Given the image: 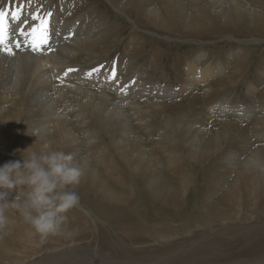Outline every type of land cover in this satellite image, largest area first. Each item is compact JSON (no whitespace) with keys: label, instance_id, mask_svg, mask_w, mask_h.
Segmentation results:
<instances>
[{"label":"bare ground","instance_id":"obj_1","mask_svg":"<svg viewBox=\"0 0 264 264\" xmlns=\"http://www.w3.org/2000/svg\"><path fill=\"white\" fill-rule=\"evenodd\" d=\"M157 1L126 0L124 4H118L124 12L119 8L117 10L137 28L138 21L156 27L162 31L160 36L166 40H178V37H171L172 34L178 35L184 29L201 37L209 35L211 31L206 32V25H211L216 19L224 28L243 18L256 33L264 31L257 26H264V12L253 10L246 0H193L194 6L190 9L182 0H161L159 5ZM36 6L37 0H27L26 3L19 0L14 9L16 11L17 7L21 8V21L12 19L11 12H14V9L9 4L2 9L9 13L7 44L14 54H7L0 46V151L8 153L15 137L17 140L14 148L19 153V160L20 152L33 143V148L38 152L50 149L64 150L72 154L74 161L78 160L84 168L85 175L78 186L91 187L95 192L102 193L103 197L111 199L116 206H123L121 211L126 210L128 197L117 191L110 182L114 180L115 183H122V173L117 167V161L122 160V163L129 164L135 176L140 177L147 172L154 175L150 180H146L153 198L150 207L161 217L157 221H149L145 215L138 217L141 214H137V218L125 214V221H113V229L109 225H99L100 218L79 205L77 208L89 217V221L83 226L70 224L60 234L49 236L43 243H39L38 238L29 239L26 233L27 236L21 241L22 248L19 249L20 247L3 244L0 236V264H264V153L263 147H252L245 135L250 128L256 132L254 134L259 132L258 136H264V103H249L251 106H243L232 105L223 100L207 105L209 110L218 113L212 114L206 111L201 100L203 96L210 97L219 88L235 83L245 70V56H236L231 52L225 61L204 62L202 66L201 62L207 57L205 52L202 51L189 59L186 57V63L182 62L185 70L183 82L180 81L181 84L175 88L166 86L165 83V86L148 85L140 81L141 74L138 72L141 69L136 73L132 71L133 80L122 84L117 82L120 64L109 71L99 67V72H92L80 66L73 69L74 71H69V62L75 55L99 54L98 52L109 44L106 27L100 26L96 33L95 27L101 24L99 21L90 20L86 23L80 16L67 22V4L60 12L52 13L50 17L42 15V18L49 20L48 37L53 34L57 44L52 47L50 40L49 45H42L41 50L34 51L30 45L33 39L31 30L25 29L27 25H33L34 21L29 22L28 19L38 14ZM24 20L28 23H22ZM22 30L28 35H22ZM227 38L240 40L231 35H227ZM263 39L260 36L250 38L255 43ZM17 44L20 45L19 48L16 47ZM27 48L32 49L31 52H28ZM228 68L230 71L225 73ZM257 69L260 72L261 69ZM89 72H92L91 76L87 75ZM113 73L114 79L111 78ZM263 75L264 68L261 71V76ZM67 76L74 77L75 84L61 83L63 80L57 85L53 82V79ZM217 76L220 77L210 82ZM202 83L207 84L203 88V96L196 91L199 89L198 84ZM90 86L99 87L100 92L88 89ZM253 87L249 91L255 92L256 87ZM110 92L115 93L117 98L111 96ZM185 92H188L187 97L184 99L182 96L179 104L174 106L177 110L174 116L170 114L171 105L162 102V99L153 101L147 96L148 99L142 98L145 93L174 97ZM140 97L143 101L136 100ZM258 110L260 113L257 115ZM228 115H234L240 120H246L252 115L257 117L250 126L246 125L245 130L239 119L236 121ZM24 117L29 121L23 124L21 121ZM153 117L163 118L165 131H161L162 135L167 131L174 135L173 141L158 137L154 144L161 150H166L178 141L182 143L194 164H199L207 156L218 154L227 140H237L239 147L248 146V153L240 150L227 155V167L234 169L235 173L231 185L221 188L225 198L223 203L207 202L210 199L204 198L195 213L192 210V202L189 203L186 199L190 187L186 184H192L191 180L181 183V191L175 187H161L167 182V178L157 177L160 161L156 153L144 155L146 148L143 136L133 129V123L137 122L141 128L147 129V135H151V132L155 131L154 125L151 124ZM212 121L214 128L210 133L206 126ZM73 123L78 129L73 128ZM103 133L108 135L110 147L117 153L118 158L108 153L109 145L104 142ZM84 151L90 154L86 152L85 155ZM180 156L181 153H178L169 159L166 167L178 170ZM244 185L249 189L246 192L243 191ZM129 189L132 193L133 187L130 188L129 185ZM171 192L175 195L174 199H170ZM177 193L182 201H178ZM164 207L173 216L168 213L169 216L163 218L159 212ZM14 219L15 223L10 224L11 229L23 228L29 231V226L22 218L16 215ZM138 235L140 236L136 237ZM13 240L15 244L18 241L17 238ZM133 242L141 243V246L134 247ZM234 249L236 252L232 251Z\"/></svg>","mask_w":264,"mask_h":264},{"label":"rangeland","instance_id":"obj_2","mask_svg":"<svg viewBox=\"0 0 264 264\" xmlns=\"http://www.w3.org/2000/svg\"><path fill=\"white\" fill-rule=\"evenodd\" d=\"M20 1H23L25 3L27 2V0H20ZM108 1L109 0H37L36 11H39L37 15H39L40 17H42V15H47V13H51V14L53 13L54 14L56 12H60L62 10L63 6L67 4L68 5V8H67L68 11H67V15L65 16L66 21L67 20L73 21L77 17H80V16H82L81 17L82 20L85 21L86 23H88L90 20L99 21L101 24H99L98 26L95 27L96 33L99 30L100 26L106 27L105 29L108 32V44L109 45L105 46L104 49L106 48L107 50L101 49L98 52L99 54L78 53L69 62L72 64V66H71V64L69 65V67H71V69H75L77 67L78 68L84 67L83 69L90 71V70H93L95 68L100 67L104 71H109L114 66H118L120 64L118 66L120 68V70L118 69L119 77L117 78V82L119 81L122 84H128L127 82L130 81L133 77L132 71H134L136 73L141 69L139 71L140 73L138 72V74H141V75H139L140 81H144L148 85L161 84V85L165 86V84H166V86H171V87L175 88L183 82L184 78H182V76L183 77L185 76L184 63H186V61L189 58L194 57V55L201 53L202 51L205 52L207 54V57H206L207 61H205L206 59L204 61H202L201 62V66H202L206 62L210 63V62H215L218 60H224L225 61V59L228 58V56H229L228 54L231 52H234V54H236V56H245L244 61L246 63H245V67H244L245 68L244 72L241 75H239L240 77L238 76V79L235 82L236 84L233 83L235 85L231 84L230 86H227V87H224L221 89L219 88L218 90L213 92L214 94L211 95L212 97L211 96L210 97H204L203 96L204 95V89L203 88L207 84H204V83L198 84L197 88H199V89L196 91L198 93L200 92L201 95L204 97V98L203 97L201 98L202 105L205 107L206 111H209L212 114H218L215 110H213V111L209 110L207 105L209 104V106H210L211 103L214 104L217 102H221L223 100L229 101L232 105L237 104V105H243V106L244 105L247 106L250 104H260V103L262 104V103H264V79H263L264 75H263V77L261 76V71L264 68V41H263L264 39L257 41V43L250 40V38L251 37L254 38V36H260L261 38H264V31L256 33L255 31H253L252 28H250V26L247 24L246 20L243 18L239 22L233 21V23L230 24L231 26L224 27V28L221 24H219V20L216 19V21L212 22L211 25H208V24L206 25V30H207L206 32L211 31V34H209V35H204L201 37V36L197 35L196 33H191V31H188V30L186 31L184 29L181 32H179L178 35L176 33L172 34L173 36H171V37H178L179 38L178 40L177 39L176 40L174 39V41L173 40H166L165 38L160 36L163 34L162 31H160L156 27L152 26L151 24L145 23L143 21L142 22L138 21L139 28H144L146 31L143 29H139V28L135 27L134 23H132L125 15H123L121 12H119L117 10V8L122 10V6H119L118 4H121V2H122V4H124L126 2V0H116V1L111 0L112 3L110 1L109 2ZM159 1H161V0H158L157 4ZM182 1L185 2V4H187V7L189 9L194 6L193 0H182ZM18 2H19V0H0V10H2L7 4H9L10 7L12 6V9H14L15 5ZM246 2L249 4V6L253 10H257L261 13L264 12V0H246ZM69 6H70V8H69ZM159 7H161V5ZM13 11H15V9ZM235 18H237V17H235ZM28 21L33 22L34 20H32V18H29ZM39 23H40L39 20H35L33 22V25H38ZM33 25H31V26L27 25L26 26L27 29H25V30L26 31H28V29L31 30V27ZM262 25L263 24H261V25L257 24V26L260 29L264 30V26H262ZM93 26L94 25H92V28H93ZM109 31L111 32V34H109ZM96 33H95V35H96ZM115 34H117V35H115ZM157 34H159V35H157ZM227 35H231V36H234L236 38H239L241 41L240 40L235 41L233 39H229V38H227ZM185 37L187 40L185 39ZM198 37H199V39H194V38H198ZM142 38H144V39L142 40ZM36 39L38 40L39 36H37ZM54 40H55V36L53 34H51L48 37V43L46 45H49V41H50V45H52V47H54L53 45L57 44V42ZM140 44H142V45H140ZM30 45H31V43H30ZM41 47L39 48V50H41ZM29 49L30 48H27V51L31 52L32 49H30V50ZM39 50H37V51H39ZM47 52H50V51H47ZM137 53H138V55H136ZM82 54H83V56H82ZM125 55L127 57L128 56L129 57L127 58ZM156 56L160 59L156 58ZM232 58H234V57H232ZM80 59H82V60H80ZM184 59H186V60H184ZM113 62L115 65L113 64ZM152 62H155V63L152 64ZM182 62H184V63H182ZM261 65H263V66H261ZM126 66L128 67V69ZM228 66H229V64L227 65V67ZM152 68L156 69V70H153ZM257 68L261 69L260 72H258ZM81 70L82 69H79V71H81ZM151 70H153V71H151ZM229 71H230V68L226 69L225 73H227ZM130 74L132 76H129ZM219 77L220 76L213 78L212 80H210V82L216 81ZM120 78H121V80H120ZM59 79L60 78L53 79V82L55 83V85H57V83L59 84L62 80L63 81L61 83H67V84L71 83L72 85L75 84L74 81H76V79L72 76H67V77L61 78L60 80ZM180 81H181V83L179 84ZM252 83L254 84L253 86L256 87L255 92L249 91L252 88H254L252 86ZM88 89H91V90L93 89V91L97 90L98 92H100V89L97 86H90V87H88ZM110 94H111V96H114L115 99L117 98L115 93L110 92ZM187 95H188V92H185L181 96L176 95L174 97L161 96V95L157 96L155 94L152 95L151 93H145L142 96V98L148 99L147 97H149V100H153V101H161V99H162V102L164 101V102L171 105V108H170L171 113L170 114H172L174 116L177 112V110L174 109V106L179 104L182 96H184V99H185L187 97ZM142 98L140 97V98H137L136 100L143 101ZM256 107H258V106H256ZM259 113L260 112L258 110L256 114L258 115ZM257 115L256 116L252 115L251 117L247 118L246 120H244V119L240 120L238 117L235 118L234 115H228V116L232 117L236 121L239 119L238 121L245 126L244 129L246 130L247 126L251 125L252 121L255 120ZM27 121H29V120H27V117H24V119L21 121V123L24 124ZM151 124L154 125V130H155L154 132H151L153 135L152 134L147 135V129L141 128L137 122L133 123V125L135 127V128L133 127V129L138 135H140L141 137L143 136L142 138L145 141L144 147L146 148L144 155L149 154L150 152L156 153L155 155L160 161L159 165L157 166V167H159V171H157V174H158L157 177L158 178L159 177L165 178V179L167 178L166 179L167 182L165 184H163L161 187H163L164 189H165V187H168V186L169 187H175V188H177L178 191H181V189H180L181 183H184V181L186 182L187 180H189V181L191 180L192 184H190V183L186 184L185 183L186 185H188V187L190 186L188 192L186 193V199L188 200L189 203L192 202L191 203V205L193 207L192 210L195 213L198 212L199 203L204 198L210 199L207 202L211 201V202L217 203V202L221 201L223 203V201H225L224 200L225 198H224V195H222L223 189H221V188L222 187L226 188L227 186L231 185L232 177L235 173L234 169H229L227 167V164H228L227 155H229L233 151H235V153H236V152H239L240 150H243L244 153H248L250 151L248 146L239 147L237 140H232V141L227 140V142H225V145H223L222 150H220V152L218 154L213 155L211 157L207 156L199 164H194V162L191 161L190 157L186 154L187 152L182 147V143L176 141L175 145L171 144V147H169L166 150H161L156 144H154V143H156L155 141L158 139V137H159V139L169 138L171 141H173L174 135L171 134L170 132H168V131L164 132L162 135L161 131H165L164 130L165 129L164 120L162 117H157V118L153 117L151 120ZM73 128H75V130L78 129V127H76L75 123H73ZM206 128L209 129L208 131H210V133H212L211 131L214 128V121H212L211 123L208 122ZM254 133H256V132L249 128L245 132V135L249 139V141L251 142L252 147L253 146L254 147L258 146L259 148L263 147L262 152L264 153V138H263L264 136H262V137L258 136L259 132H257L258 134H254ZM102 137L104 139V142H106V145H109L108 153H110V155H112L113 157L118 158L117 153L110 147L108 135L103 133ZM145 137H147V138H145ZM15 140H17L16 137H15L14 141L11 142V144H13V146L9 147L8 153H2L0 151V165H2L3 163H5L6 161H9V160H19L17 157V155L19 153L14 148L15 147ZM167 140L168 139H166V141ZM174 150H177V151H174ZM86 152L87 151H84V154ZM88 153L90 154V152H87L86 154H88ZM178 153H181L180 162H179L180 165H179L178 170H172V169L166 167L167 161L171 158H174L176 154L178 155ZM122 162H123L122 160H118L117 161V167H119V172L122 173L121 174V176H122L121 180H122V183L123 182L124 183L120 184L117 181L115 183L114 180H112V181L110 180L111 181L110 185L113 186L115 189H118L117 191L122 192L123 194H125V196L128 197V199H127L128 204H125L126 210L121 211L120 208H124L123 206L120 207L117 204V206H118L117 207L116 203H114L111 199H109L107 197H103L101 195L102 193L95 192L96 190L94 191L93 189H91V187L87 188L86 186H82L81 188L79 186H76L74 189L80 196V204L79 205L83 206L87 212H92V213L94 212L96 214V216L100 218L101 222H99V225H102L105 227L107 225H109V226H112V228H113V225H114L113 221H115V220L116 221L120 220L121 222L123 220L125 221V217L127 215L128 216L131 215L132 217H134L137 214H139V215L141 214V216H138V215L137 216L138 217L148 216L146 218V220L148 219L149 221H152V220L157 221V219L160 218L161 216L159 217L156 214L155 210H152L150 207V201H152L153 198L150 195L148 183L146 182V180H150L149 178H152L154 175L152 176V174L150 172H147L146 174L140 175V177L138 175L135 176L134 174H132L133 170L129 167V164L127 165V164H124ZM142 162H141V164H143ZM96 163L100 164L99 161H96ZM101 170L103 171L102 168H101ZM126 171H127V173H126ZM134 180H138V181L134 182ZM127 182H129V183H127ZM137 183H139L140 185ZM128 184L130 185V188L133 187L132 193L130 192L131 190L129 189ZM134 184H136V185H134ZM164 185H167V186H164ZM220 189H221V191H220ZM248 190H249L248 187L246 185H244L243 191L246 192ZM170 194H171L170 199H174L175 195L172 192ZM14 195H15V192L12 196H14ZM177 199H178V201H182L181 196H179V193H177ZM157 202H160V201H157ZM130 206H131V208H130ZM130 209H131V211H130ZM135 209H136V211H135ZM212 209L214 210L215 207H212ZM133 210H134V212H133ZM171 211L174 213V211L172 209H171ZM168 213L170 214V216L172 215V213H170L166 207L161 208L160 212H159V214L163 215L162 216L163 218L168 217L169 216ZM125 214H127V215H125ZM153 214H155V215H153ZM67 215L69 217L67 227L70 224H74V226H76V225L83 226L89 221V217L83 211L79 210L77 207L71 209L67 213ZM108 216H110V217H108ZM113 216H114V218H111ZM102 218H104L105 220ZM136 220H138V219H136ZM144 222H145V220H144ZM139 224L144 225L142 222H140ZM11 226L12 225H9L8 230L6 232H0V236L2 237V242H3V244L7 243L8 245L13 246L14 248L20 247L19 249H21L22 245H23L21 241H23V239H25V237L27 236L26 233H28V230L23 229V228H21V229L19 228V230L16 228L11 229ZM114 233H115V231H113V234ZM22 234H24L23 235L24 237L22 236ZM139 236L140 235H138L136 237H139ZM15 238L18 239L16 244L13 242V241H15V240H13ZM20 238H22V239H20ZM146 241H149V240L146 239ZM32 242H33V240H32ZM136 245L141 246V243L137 244V242H135V243L133 242V246L136 247ZM235 249H237V248H235ZM235 249L232 251L236 252ZM223 251L226 252V250H224V249H223ZM227 251L231 252L230 250H227ZM237 253H240V252H237ZM225 257H227V256H225Z\"/></svg>","mask_w":264,"mask_h":264},{"label":"clouds","instance_id":"obj_3","mask_svg":"<svg viewBox=\"0 0 264 264\" xmlns=\"http://www.w3.org/2000/svg\"><path fill=\"white\" fill-rule=\"evenodd\" d=\"M33 144L20 152V160L0 165V232L18 215L29 226L28 238L43 243L67 227V213L80 204L74 189L85 171L72 154L59 149L38 152Z\"/></svg>","mask_w":264,"mask_h":264},{"label":"snow or ice","instance_id":"obj_4","mask_svg":"<svg viewBox=\"0 0 264 264\" xmlns=\"http://www.w3.org/2000/svg\"><path fill=\"white\" fill-rule=\"evenodd\" d=\"M7 12L0 10V46H2V50L7 52L9 55H13L12 49L7 44L8 39V17ZM12 19L15 21H21V8L17 7L16 11L11 12ZM47 16H51V13H47ZM32 20H39L40 23L38 25H33L31 27V36L33 39L31 40V46L34 51L39 50L42 45L48 43V29H49V20L46 18H42L39 15H33ZM22 23L27 24L28 21L24 20ZM22 35H28V33L21 31ZM39 36V40L37 41L36 37ZM17 48L20 47L19 44L16 45ZM102 67V66H101ZM69 71H74L73 69H69ZM100 68H95L92 72H99ZM92 72L87 73L88 76L92 75ZM67 75V72L65 73ZM112 79L115 78V74L113 73ZM123 90V89H121Z\"/></svg>","mask_w":264,"mask_h":264}]
</instances>
